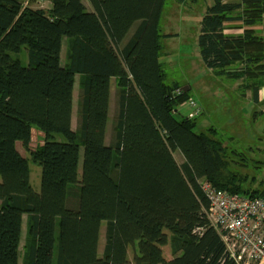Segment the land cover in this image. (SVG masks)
Here are the masks:
<instances>
[{"label":"trees","instance_id":"1","mask_svg":"<svg viewBox=\"0 0 264 264\" xmlns=\"http://www.w3.org/2000/svg\"><path fill=\"white\" fill-rule=\"evenodd\" d=\"M24 1L0 0V264H129L131 247V264H236L210 223L202 184L251 197H264V187L246 186L241 167L251 147L239 150L214 125L198 131V117L175 114L191 92L168 80L161 60L162 38L171 36L160 32L166 0ZM263 19L264 0H213L197 37L206 68L241 82L236 91L255 101L264 36L253 27ZM232 27L241 31H226ZM34 127L43 134L37 147ZM18 141L41 167L39 192ZM110 149L112 163L103 166L98 153Z\"/></svg>","mask_w":264,"mask_h":264},{"label":"rangeland","instance_id":"2","mask_svg":"<svg viewBox=\"0 0 264 264\" xmlns=\"http://www.w3.org/2000/svg\"><path fill=\"white\" fill-rule=\"evenodd\" d=\"M39 1V2H38ZM213 4V0H186L184 3H178L176 0H166L162 12L160 32L170 34L169 37H163L164 44L162 62H165V69L169 81H177L180 85L190 86V97L201 104L202 114L197 118L199 121L196 130H205L214 125L219 131L223 132L228 143L234 144L239 150H246L248 155L247 166L241 167V170L248 173L246 186L253 188L264 187V114L260 112L263 108H256L257 115L253 119V109L248 107V102L240 98L236 91L241 82L226 80L221 76L207 72L197 43V37L200 33V21L205 14L208 6ZM31 6H45L46 0H31ZM62 51V60H65L66 38H64ZM81 75L76 76V83ZM189 98V99H191ZM193 108L189 100L181 103L176 111L178 118L189 116ZM113 118L110 117L106 128L107 144L110 140V133ZM41 132L38 127L33 128V135ZM42 134V133H41ZM43 136V134H42ZM232 138H231V137ZM60 138H63L60 135ZM235 139V140H234ZM42 144L41 137L36 135L34 147ZM18 149L30 161V184L32 188L39 192L41 190V167L32 161L29 151L25 149L21 141L17 142ZM176 159H183L179 149L174 153ZM98 159L103 166H110L113 159V150L98 153ZM83 149L80 154V171L82 168ZM258 161V162H257ZM259 165L255 167L254 165ZM254 177V181L251 178ZM1 180V178H0ZM118 217L131 215L128 212H118ZM52 231L55 229V219L52 218ZM106 222H102L98 253L103 254L105 243ZM26 234V215L24 216L22 241L20 253H22ZM166 258H171L170 244L163 246ZM133 247L128 251L129 264L133 259ZM52 250L49 252L51 259Z\"/></svg>","mask_w":264,"mask_h":264},{"label":"built area","instance_id":"3","mask_svg":"<svg viewBox=\"0 0 264 264\" xmlns=\"http://www.w3.org/2000/svg\"><path fill=\"white\" fill-rule=\"evenodd\" d=\"M189 104L193 108L189 117H199L201 104L193 98ZM202 190L209 200L210 223L219 232L229 257L236 264H264V197L222 190L210 182H204Z\"/></svg>","mask_w":264,"mask_h":264},{"label":"crops","instance_id":"4","mask_svg":"<svg viewBox=\"0 0 264 264\" xmlns=\"http://www.w3.org/2000/svg\"><path fill=\"white\" fill-rule=\"evenodd\" d=\"M47 4H48V2L46 1V5ZM49 5H50V3H49ZM240 24H241V22H228L227 26H238ZM253 28L255 29L256 33L264 36V19H263L262 23L255 25ZM226 31L237 33V32H240L241 29L240 28L235 29L232 27V28L226 29ZM207 72L211 73V71L209 69H207ZM79 81H80V78H79ZM79 81H78V85L76 83V80H75V84H74V106H73V112H72V124L73 125H75L76 118H77V108H78V99H79ZM116 83H117V79L115 77H112V79H111V93H110V109H109L108 120L110 117L113 118V115H114ZM240 98H242V97H240ZM243 99H244V101L248 102V107L253 109V115H254V112L256 111V108L258 106L259 107L261 106L260 108H263L261 110V112L264 114V86H262L258 92V101H255L253 99L251 92H248L246 97ZM107 124H108V121H107ZM36 135L39 136V138L41 137V141H42L41 132L37 130V133H35V136Z\"/></svg>","mask_w":264,"mask_h":264},{"label":"water","instance_id":"5","mask_svg":"<svg viewBox=\"0 0 264 264\" xmlns=\"http://www.w3.org/2000/svg\"><path fill=\"white\" fill-rule=\"evenodd\" d=\"M187 89H188V86L185 87V90H187Z\"/></svg>","mask_w":264,"mask_h":264}]
</instances>
